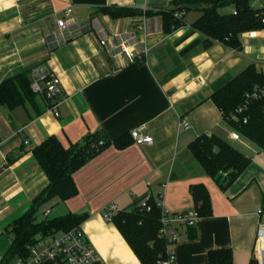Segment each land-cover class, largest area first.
Segmentation results:
<instances>
[{"label": "crops", "instance_id": "crops-1", "mask_svg": "<svg viewBox=\"0 0 264 264\" xmlns=\"http://www.w3.org/2000/svg\"><path fill=\"white\" fill-rule=\"evenodd\" d=\"M172 1L177 0H0V81L44 64L60 78L64 96L59 117L47 109L31 118L30 104L14 110L0 106V261L12 242L9 226L48 185L34 147L52 135L65 147L96 131L112 141L126 134L132 138L140 126L152 144L131 139L123 148L109 146L74 173L78 194L46 203L38 219L47 210L54 217L85 214L82 228L98 255L92 264H142L117 225L104 218L105 208L114 203L122 210L148 195L172 212L189 211L196 207L191 187L203 184L212 214L180 230L170 246L173 264H209V251L222 248L232 250L235 264L257 259L264 152L230 125L212 94L251 65L264 72V29L243 33L242 48L235 50L195 30V10L172 33L164 31L161 16L114 19L99 12L114 6L145 12ZM61 18L69 23L60 33L65 42L52 50L47 41L59 31ZM88 21L90 30L83 32ZM119 37H135L131 51L145 50V58L134 61L119 53L112 45ZM182 118L190 128L179 126ZM234 131L239 139L231 138ZM204 134L222 137L252 159L227 190L190 150ZM42 264L66 263L47 259Z\"/></svg>", "mask_w": 264, "mask_h": 264}, {"label": "trees", "instance_id": "trees-1", "mask_svg": "<svg viewBox=\"0 0 264 264\" xmlns=\"http://www.w3.org/2000/svg\"><path fill=\"white\" fill-rule=\"evenodd\" d=\"M254 1H261V6L254 7ZM263 2L264 0H177L167 7L145 12L117 6L101 7L99 12L114 19L141 14L147 17L161 16L164 31L172 33L186 25L187 14L195 10L199 12L198 18L192 23L195 30L231 49L240 50L243 33L264 29ZM229 7L233 10L222 11ZM32 69L0 81V106L14 110L30 104L34 109L31 118H34L45 112L52 101L45 93L40 95L33 91ZM257 89H264V72L251 65L214 92L212 100L230 125L264 152V95L253 98L252 94ZM242 106L244 110L238 119H231ZM131 139L126 134L112 141L101 131H96L71 143L69 147H65L55 135L34 147L33 153L48 178V185L33 199L29 210L9 226L12 242L0 264H11L17 258L27 257L38 237L54 235L82 224L87 218L85 214L69 213L38 219V212L53 199L67 200L76 196L78 188L74 173L109 146L123 148L132 142ZM190 150L222 190H227L252 162L250 157L216 134L200 136L190 144ZM191 193L199 216H210L211 197L205 185L192 186ZM147 196L137 198L131 206L120 210L113 222L142 264H160L168 256L167 242L159 235L162 211L152 197L148 200L150 210L141 209L140 203ZM208 261L209 264H235L232 250L226 248L210 250ZM250 264L259 263L257 259H253Z\"/></svg>", "mask_w": 264, "mask_h": 264}, {"label": "built area", "instance_id": "built-area-1", "mask_svg": "<svg viewBox=\"0 0 264 264\" xmlns=\"http://www.w3.org/2000/svg\"><path fill=\"white\" fill-rule=\"evenodd\" d=\"M71 8L66 10V15L71 13ZM59 31L51 35L48 39V45L53 50L59 47L62 42H65V37L62 34L65 32L69 23L67 19L61 18L58 20ZM88 26L83 29V32L89 31ZM118 38V37H117ZM120 42L115 45L119 48V53L124 54L131 60L143 59L146 56L145 50L138 54L131 51V46L134 44L133 39L135 37L122 38L119 37ZM102 44H106L107 40L103 39ZM32 77V89L34 92L43 95H47L52 101V105L48 107L52 110L56 117L60 116L59 105L63 101V87L61 80L58 76L50 71V69L44 64H38L33 67L31 72ZM264 95V89H257L252 94L253 98H259ZM244 110V106L240 107L236 113L231 116V119H238L239 114ZM238 113V114H237ZM179 126L182 128H190V123L186 119H179ZM145 126H140L131 132V137L135 143L142 145L145 143L152 144L153 137L149 134L143 135L142 131ZM240 135L237 131L231 133V138L239 139ZM29 143V141H26ZM150 196L144 198L141 203V209L147 208L150 210L148 204ZM162 211L161 215V227L159 235L162 237L168 245V256L160 264H173L175 262V252L171 249V245L178 239L180 230L182 228L194 227L197 220L200 218L197 209L181 212H172L165 208L163 205L157 203ZM120 211L116 204L112 203L108 205L103 216L107 221H113L114 216ZM51 211L47 210L44 215L50 216ZM257 216L260 218L257 228V237L255 241L254 251L259 264H264V209L259 208L257 210ZM98 258L97 252L94 246L90 243L86 236L82 224H79L67 231H62L54 235L38 237L37 241L30 247V253L27 257L17 258L14 264H42L47 259H61L66 264H92Z\"/></svg>", "mask_w": 264, "mask_h": 264}, {"label": "rangeland", "instance_id": "rangeland-1", "mask_svg": "<svg viewBox=\"0 0 264 264\" xmlns=\"http://www.w3.org/2000/svg\"><path fill=\"white\" fill-rule=\"evenodd\" d=\"M264 3V2H263ZM260 5H261V2L260 1H254L253 2V6L254 7H256V8H258V7H260ZM222 11H224V9L222 10ZM54 214V213H53ZM55 215H51L50 217H54ZM12 264V263H11Z\"/></svg>", "mask_w": 264, "mask_h": 264}]
</instances>
